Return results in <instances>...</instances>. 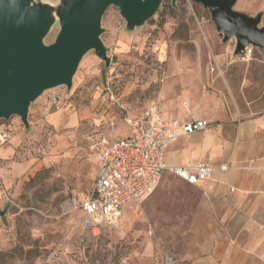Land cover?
I'll list each match as a JSON object with an SVG mask.
<instances>
[{"label":"rangeland","instance_id":"obj_1","mask_svg":"<svg viewBox=\"0 0 264 264\" xmlns=\"http://www.w3.org/2000/svg\"><path fill=\"white\" fill-rule=\"evenodd\" d=\"M43 1L57 7L61 2ZM233 8L261 12L264 25V0H236ZM101 27L108 63L89 50L70 89H48L31 103L27 126L18 116L0 119L11 135L0 141V264H161L162 252L190 264L203 254L204 221L193 216L203 192L174 173L164 183L161 177L151 193L162 195L158 204H149L150 194L97 238L82 228L81 213L69 199L90 194L93 141L110 133L109 120L120 114L112 96L136 107L180 103L187 110L191 93L208 90L202 75L214 72V56L232 55L235 39L223 41L209 10L193 0H163L133 30L110 5ZM58 30L55 19L45 42ZM253 56L264 58L256 47ZM53 93L67 96L61 109L49 107Z\"/></svg>","mask_w":264,"mask_h":264},{"label":"crops","instance_id":"obj_2","mask_svg":"<svg viewBox=\"0 0 264 264\" xmlns=\"http://www.w3.org/2000/svg\"><path fill=\"white\" fill-rule=\"evenodd\" d=\"M214 59L215 66L210 63L214 72L206 69L202 75L208 90L191 93L187 110L180 103L161 109L165 119L207 123L205 129L181 134L169 144L163 163L171 167L208 163L215 167L211 178L196 184L176 174L185 185L203 192L193 212L195 220L204 221L203 254L190 263L264 264V58L253 56L252 51L249 59L241 60L226 51ZM217 69L221 74L216 75ZM149 106H132L133 113ZM108 126L111 132L106 135H129L120 114L113 116ZM171 173L164 170L160 182ZM96 175L97 166L94 180ZM161 198L155 192L147 200L156 205ZM137 204L133 199L126 201L123 212L127 214ZM175 264H180L179 259Z\"/></svg>","mask_w":264,"mask_h":264},{"label":"water","instance_id":"obj_3","mask_svg":"<svg viewBox=\"0 0 264 264\" xmlns=\"http://www.w3.org/2000/svg\"><path fill=\"white\" fill-rule=\"evenodd\" d=\"M162 1L61 0L57 7L43 0H0V119L18 116L27 126L31 103L48 89L61 85L70 89L89 50L109 62L100 35L101 20L110 5L124 18L126 29L133 30L153 16ZM193 1L209 10L223 41L235 39L234 55L246 46L264 54L261 12L250 15L236 10V0ZM55 19L59 30L47 43L44 38Z\"/></svg>","mask_w":264,"mask_h":264},{"label":"built area","instance_id":"obj_4","mask_svg":"<svg viewBox=\"0 0 264 264\" xmlns=\"http://www.w3.org/2000/svg\"><path fill=\"white\" fill-rule=\"evenodd\" d=\"M252 51V46H246L238 56L241 60H247ZM111 99L120 110L121 120L129 127V135H98L94 139L91 156L97 166V175L90 194L82 200L75 196L69 199V205L83 213L82 228L96 238L103 234L105 227L119 222L126 201L145 200L156 188L164 170L179 175L190 184H196L211 178L215 168L208 163L184 167L165 166L163 163L166 147L181 134L205 129V120L182 123L179 119H165L157 105L134 114L132 105L113 96ZM66 101L67 96L53 93L49 96L48 105L58 110ZM10 136L0 126V141ZM161 258V264L176 263V259L167 253L162 252Z\"/></svg>","mask_w":264,"mask_h":264}]
</instances>
